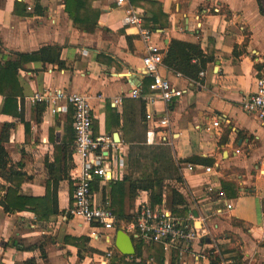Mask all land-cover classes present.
Returning <instances> with one entry per match:
<instances>
[{"label": "crops", "instance_id": "crops-1", "mask_svg": "<svg viewBox=\"0 0 264 264\" xmlns=\"http://www.w3.org/2000/svg\"><path fill=\"white\" fill-rule=\"evenodd\" d=\"M127 1L144 16L164 56L170 41L177 40L199 46L208 60L201 67L199 57L190 58L200 67L192 78L164 63L159 69L184 90L171 105L166 134L171 142L166 145L173 150L182 177L169 185L184 197L188 209L179 219H189L196 228L205 223L209 232L181 249L180 264H210V255L219 253V264H235L238 258L241 264H264V119L241 108L242 98L264 78V0ZM88 6L97 12L91 17L93 29L74 24L64 0H0V62L46 46L59 47L60 61H34L20 68L21 117L0 113V134L3 124H12L3 145L8 165L23 178L17 194L43 197L47 183L59 178L57 214L44 220L36 217L35 224L32 212H6L1 202L5 191L0 189V264H24L31 259L35 264H117L122 256L125 261L151 263L136 256L141 241L127 231L135 249L132 256L115 248L119 229L104 230L65 217L71 208L76 165L73 113L67 106L64 112L51 114L46 101H32L35 93L56 89L88 97L95 136L105 135L124 146L123 175L118 181L122 180L127 173L128 142L146 138L151 126L143 119L144 103L128 96L137 86L147 91L150 82L141 72L145 44L135 28L122 24L125 6L117 0H92ZM117 98L121 101L114 103ZM2 103L0 95V109ZM215 118L218 127L212 124ZM206 167L212 171L205 172ZM110 183L92 182L97 202L109 201ZM0 184L9 186L1 177ZM209 185L212 193L207 191ZM167 191L162 199L169 208ZM219 191L224 199L217 195ZM151 195L137 190L134 199L124 197V214L131 215L132 221L138 204L151 202ZM224 201L232 203L231 210H226ZM126 224L122 221L121 229ZM172 250L164 249V264L171 263Z\"/></svg>", "mask_w": 264, "mask_h": 264}, {"label": "built area", "instance_id": "built-area-1", "mask_svg": "<svg viewBox=\"0 0 264 264\" xmlns=\"http://www.w3.org/2000/svg\"><path fill=\"white\" fill-rule=\"evenodd\" d=\"M119 5H124L122 24L133 27L137 35L145 44V53L142 57L141 72L150 78L147 91L141 86L132 88L128 96L142 101L146 107L144 114L145 124H151L146 132V145L171 144L166 139V134L171 127L172 109L174 101L181 98L184 90L171 83L164 77L159 69L163 65L164 52L161 47L153 42V31L127 0H117ZM179 76V74H177ZM203 76V72L200 73ZM32 101H46L51 114L64 112L67 106L71 107L73 115V158L76 163L73 178V205L65 214V217L79 218L88 223L96 224L104 230H114L116 216L108 200L97 202L92 194V182L95 179L103 181H116L123 175V161L125 149L120 143L113 142L105 135L93 134V116L88 97L76 92H67L56 89L45 93H35ZM117 98L114 103H119ZM241 108L244 112L257 114L264 119V78L257 80L256 90L246 95L241 100ZM219 126L218 118L212 123ZM264 163V159L262 160ZM192 170L191 165L186 166ZM210 167L205 172L210 173ZM209 193L213 187H207ZM219 198L224 199L223 191L217 193ZM226 210L232 209V203L224 201ZM221 210H217L220 213ZM192 218V215H189ZM37 222L36 216L32 223ZM35 225H33L34 227ZM131 236L143 243H158L166 251L183 249L196 239L208 235L205 223L200 228L190 224V220L183 221L172 215L166 207L165 199L160 204L141 202L138 204L134 219L124 227ZM108 252L106 259L110 257Z\"/></svg>", "mask_w": 264, "mask_h": 264}, {"label": "trees", "instance_id": "trees-1", "mask_svg": "<svg viewBox=\"0 0 264 264\" xmlns=\"http://www.w3.org/2000/svg\"><path fill=\"white\" fill-rule=\"evenodd\" d=\"M92 0H64L66 11L72 18L74 24L85 29H93L95 24L91 22V17L97 12L89 8L88 4ZM143 16V15H142ZM144 17V16H143ZM156 21V20H155ZM16 58L0 62V95L3 97V103L0 113L3 115L21 117V109L17 105V98H22V88L17 80V72L27 63L40 61L46 63H58L59 47L46 46L32 53H16ZM191 56V57H190ZM197 56L200 58L201 67L208 61L203 57L199 46L171 40L168 50L163 57V63L173 69L181 72L188 77H195L200 70L196 64H191L190 58ZM144 113L143 119H144ZM12 124L5 123L1 127L0 134V177L7 183L8 187L0 184V189L5 191L2 204L6 212L29 211L39 219H48L51 215H56L57 191L56 187L59 178H55L50 188V181L46 186V195L43 197H25L17 194L23 178L19 172H15L9 166L8 154L4 148V142L8 140L9 130ZM94 129V128H93ZM146 132V127L144 126ZM144 132V133H145ZM95 135V133H93ZM146 135V133H145ZM128 166L127 173L122 180L111 181L110 204L116 216L115 229H121V222L131 221V215H125L122 209V200L124 197L134 199L137 190L149 191L151 195V204H160L162 194L168 188L166 201L172 215L176 218H184L188 213L184 197L171 185L172 181L180 182L182 177L179 174L178 163L174 158L173 150L169 145H146L145 137L137 143L128 142ZM149 159V164L143 163ZM152 166L150 169L148 166ZM99 180V179H95ZM71 206L73 205V189L71 190ZM141 243V244H140ZM136 245V256L145 257L151 260L150 264H164V248L158 243H142ZM143 244V245H142ZM144 246L142 249L141 247ZM170 264H180L181 249H173ZM122 256V255H121ZM135 256V257H136ZM220 253L210 255V264H219L221 261ZM24 264H35L34 260H27ZM117 264H147L144 261L137 262L135 259L125 261L123 256ZM235 264H241L240 259H236Z\"/></svg>", "mask_w": 264, "mask_h": 264}, {"label": "water", "instance_id": "water-1", "mask_svg": "<svg viewBox=\"0 0 264 264\" xmlns=\"http://www.w3.org/2000/svg\"><path fill=\"white\" fill-rule=\"evenodd\" d=\"M118 134H115V138ZM115 248L123 255L132 256L135 254V249L131 237L123 229H119L115 236Z\"/></svg>", "mask_w": 264, "mask_h": 264}, {"label": "rangeland", "instance_id": "rangeland-1", "mask_svg": "<svg viewBox=\"0 0 264 264\" xmlns=\"http://www.w3.org/2000/svg\"><path fill=\"white\" fill-rule=\"evenodd\" d=\"M148 162H149V159H148V160H145L143 163H145V164H149ZM148 167H149L150 169H152V168H153V165H152V166L149 165ZM196 226H199V224H196ZM187 260H188V259H187Z\"/></svg>", "mask_w": 264, "mask_h": 264}]
</instances>
